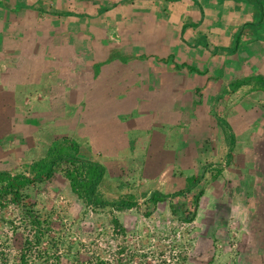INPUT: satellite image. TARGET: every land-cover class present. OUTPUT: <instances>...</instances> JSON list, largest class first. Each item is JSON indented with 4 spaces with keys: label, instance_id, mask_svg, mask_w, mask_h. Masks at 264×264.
<instances>
[{
    "label": "rangeland",
    "instance_id": "obj_1",
    "mask_svg": "<svg viewBox=\"0 0 264 264\" xmlns=\"http://www.w3.org/2000/svg\"><path fill=\"white\" fill-rule=\"evenodd\" d=\"M94 1L44 0L40 3L44 11L25 10L22 16L12 9L17 6L14 0H0V168L24 171V165L44 154L49 138L74 134L81 147L105 165L106 177L113 186L123 184L118 189L101 188L105 196L113 199L131 192L138 205L123 211L91 210L71 191L68 180L58 171L49 180L27 187L23 193L24 203H33L35 211L41 212L51 224L40 245L32 242L25 246L26 240L34 241L35 231L22 216L21 208L13 204L0 208V264H264V90H255L262 96L260 100L248 86L241 91L240 99L231 95L227 85L221 87L223 93L220 92L218 99L213 98L217 91L208 95L209 107L221 113L217 124L233 134L234 153L229 158L225 155V147L218 145L222 140L220 131V139L216 137L212 143L218 147L214 148L215 152L205 142L206 135L195 134L196 144L207 146L214 154L211 155L212 170L205 174L200 184L204 193L192 222L173 216L169 201L145 205L143 194L148 191L171 193L183 187L185 176L192 174L194 162L188 159L191 151H180L179 141L177 153L180 157L175 158V148L165 147L168 145L166 139L159 133L152 134L154 145L149 143L147 136L146 141L142 140L144 147L139 149L140 155L149 149L144 156L130 150V141L138 136L142 138L143 134L137 130L139 123L148 119L139 118L138 104L123 101L120 103L130 110L119 121L120 126L124 123L129 143L102 147L101 152L111 153L108 157L111 159L107 160L97 152V146L104 145L101 141L91 143L88 140L92 137L87 138V129L84 130L76 115L80 107L84 109V90L88 89V82H94L99 76L93 77V64L107 58L114 49L124 55L144 58L141 56L143 38L138 31L152 27L157 14L163 17L175 10L168 8L164 0H104V4ZM192 2L200 17L187 20V24L199 30L203 27L206 33L215 36V44H210L211 51L229 47L226 42L218 49V35L234 38L235 43L238 41L236 49L230 46L229 50V56L233 55L229 65L235 70V78L230 81L251 77L256 82L264 77V15L259 21L261 12L264 14V0H215L211 6L209 0ZM102 4L114 7L102 13ZM205 9L214 10H209V15L205 16ZM58 11L87 15L83 16L85 21L74 16L71 23L70 19L62 18L64 16L57 17ZM94 16L96 18L90 19ZM240 21L249 25L243 34L241 26L244 24L238 33L233 32ZM157 23H160L161 32L167 28L161 21ZM90 29L97 32L89 36ZM105 33L107 39L103 38ZM206 33L194 35L197 45L206 44ZM181 38L182 42L178 38L171 41L186 49V40ZM181 50L172 59L176 64L191 61L201 69V53H197V48L191 52L190 49L188 52ZM139 69L130 71L136 73L130 76L136 82L138 72L142 76L145 73L151 82L158 74L162 78H176L178 92L182 93L179 96L182 106L190 105L192 88L202 87L201 76H194L197 72L175 67V64L163 62L156 73L152 67ZM120 71L121 66L116 69ZM222 73L226 71L219 69L215 77ZM154 87L157 89L155 85L150 89ZM208 87L217 88L214 84ZM199 97L205 102L207 95ZM184 120L185 117H181V121ZM258 122L263 125L260 130H257ZM202 129L208 132L209 124ZM184 140L188 141V147L193 145L191 139ZM95 144L97 150L92 153L87 145ZM198 153L197 159L202 165L204 153L200 150ZM250 156L254 160L251 170L249 164H244ZM219 167L224 174L217 181L208 179ZM248 173L258 177L255 183ZM173 200L186 201L191 208V194Z\"/></svg>",
    "mask_w": 264,
    "mask_h": 264
},
{
    "label": "crops",
    "instance_id": "obj_2",
    "mask_svg": "<svg viewBox=\"0 0 264 264\" xmlns=\"http://www.w3.org/2000/svg\"><path fill=\"white\" fill-rule=\"evenodd\" d=\"M14 1H15L14 4L16 5L17 4L29 5L34 2L36 6L37 5L40 6L39 4L44 2V0H14ZM94 2L95 4L105 3L104 0H95ZM213 2H215V0H209L208 4L211 6ZM166 3L167 5L169 4L168 8L170 9L173 8L175 12L172 13L169 12L170 14L166 13V15H163V17L157 14L158 16H154L152 20V27L150 25L149 27H147V29H140L138 31L140 32L143 38L144 46H143V53L141 54V56H144V58L140 57L141 58L140 59L138 57H135L133 54H129V56H131V59L127 60V62L119 61V59H113L111 61L105 62L106 59H108L112 55V53L121 54L118 50L114 49L110 52L107 58H103L101 61L99 62L97 61L93 64L94 70L96 69L95 66H97V70H98L97 74H95L94 71L93 77L96 75L99 76L94 82H88L89 83L88 89L84 90V99H85L84 109L80 107L76 117L77 120L81 122V125L83 123L84 130L87 129L86 130L87 138H89L90 136L92 137L91 140L90 139L88 140L91 143H95V141L96 142L101 141V143L104 145V146H97L96 144L95 146L87 145L89 149L91 151L92 150L96 151L97 150L96 148L98 147L97 152L100 153L99 155H102L105 159L109 160L111 158L108 157H111V153L107 152L108 154H106V152H101L100 149L102 147H106L114 143H121V144L129 143L128 142L129 137L127 134L128 132H126V128L123 122H122V126H120L121 121H119V118L122 119V115L124 113H127L130 110V107L127 108L123 103L120 102L130 101L131 104L136 103L140 107L139 118L140 116H145L147 117L148 120L147 121L144 120V123H142L141 120V123H139V128L137 130L141 132V135L142 134L143 135L142 138L138 136L133 140L134 141L133 151L138 152L141 147L143 148L144 145H142V140L146 141L147 138L149 143L151 142L154 145V142H152V134L159 133L166 139L165 144L168 145H166L165 147L175 148L176 150L175 152L177 155L174 156L175 158L180 157V154L177 153V151H179L178 149L179 146H177V143L179 141H180L179 144L181 145L180 151L182 150L185 151V149L187 151L188 150L191 151L190 154L188 153V157H189L188 159L191 158L192 161L194 162V164H192L193 166L191 168V172L195 173L197 172L198 169H200L199 166H201L199 165L200 161L197 159V156L199 154L198 150L204 153L203 154L204 159H202L205 160L204 162L208 161L209 163L213 164L211 161L213 159L211 158V155L214 154L213 153L215 152L214 148L217 145L214 146V144L212 143L216 137H218V140L220 139V135H218L219 131L221 132L222 140L221 141L219 140L217 143H219L218 145H222L225 147L226 149L225 155L227 156L228 147L224 140L222 129L217 124L215 115H213L216 113L220 117L221 113L217 111H213L207 104V99H210L208 95L214 94L216 91L217 93L214 94L213 98L218 99L219 96H221L220 92L223 93L221 87L226 86L227 83L231 80V78H235L234 76L235 70H233L234 67L232 65H229V63L233 61V55L229 56L230 53L229 50H231L230 46H233L235 42H234V38L226 37L223 34L218 35L219 37V44H217L218 49L221 47V45H225L226 42L229 43V47L228 48L223 47L221 51L218 52L214 50L211 51L212 47L210 46V44L212 45L215 44V36L210 32L206 33L203 27L200 28L199 30L197 28H191L187 24L188 22L187 20L191 18L194 19L196 18V16L200 17V13L199 12L196 13L197 11L194 9V3L192 2V0H175L171 2L167 1ZM103 4L101 6L105 7ZM239 4L240 5L242 4L241 1H239ZM206 6L207 8H209L208 5ZM25 10L28 9L22 8L18 12H20V14L23 16ZM209 10L212 12L214 9L213 10L205 9V13H206L205 16L209 15ZM105 12L106 10L104 11V13ZM86 15L87 14H79L78 16L84 19ZM74 16L77 15H67V16L60 14L57 15V17L70 19L69 21L71 23L74 21L73 19H71ZM94 18H96V16L90 19H94ZM106 20L107 18H105V21ZM158 20L161 21L163 25L167 26V28H164L162 32L160 31V28H158V25L160 24L157 23ZM82 21H85V19ZM148 22L151 24L150 20H148ZM242 24H244L243 21H240L239 25L235 26V28L233 29V32L235 31V33H237L239 31V27ZM183 25H186V27L183 28ZM246 26L249 27L247 23L241 26L242 34L243 31L246 32L245 31ZM90 31H91L90 33L89 32L87 33L89 36H91L93 32L95 33L97 32V30H91V29ZM174 31L177 33L174 34ZM98 33H101V31H99ZM205 33H206V39H205L206 44L197 45L194 39L195 38L194 35L197 34H198L197 36L205 35ZM181 37H184V39L186 40L185 48L190 49L189 52H191V50L196 51L195 48H197V53H201L200 57L202 59L201 69L197 67L195 62L190 61L189 63H186L194 67L196 66L195 68L199 72L194 73L195 74L194 76L195 77L201 76L200 85L202 84V87L197 86L196 88H192L191 92H189L190 105H184V106H182L181 100L179 98V96H181L182 93L180 94L178 92L176 86L177 85L176 78L174 79L162 78L158 74V77L157 76L154 77L155 81L151 82L148 79L149 77H147L145 73H143L142 76L140 72L137 73L138 76L137 82L136 80L130 78V76L133 74L136 76V73L134 72L130 73L132 69L137 70L138 68H140L141 70H147L152 67L153 69H155V73H156L158 72V69H160V66H162L163 64L162 60L165 61V58H170L172 56L174 58L175 57L174 54L179 53V51H182L181 49H183V51L188 52V49L186 50L184 48H181L182 46H180L179 44H173L174 41L173 40L171 41V39L177 40L178 38L182 42L183 38ZM103 38L107 39L106 33L104 34ZM127 55L128 54H125V56ZM190 56L193 55L191 54ZM155 57H160L162 60L158 62L149 60V59L155 60ZM211 63H213V65H211ZM119 66H121V71L116 72V69L119 68ZM212 67H214L213 71L210 70ZM219 69H222V71L225 70L226 74L222 73L219 76L215 77V72L219 71ZM139 80L140 82H138ZM225 80L226 83H224ZM198 82L199 80L195 83ZM210 84L216 85L217 88L214 89L212 87H208V85ZM152 85L157 86V89H155V87L153 89H150V86ZM161 85L162 86L166 85L167 87L165 86L163 89ZM105 86H109V87H105ZM246 88H247L246 86H242L235 92H232L231 95H234L236 98L240 99L242 93L241 91L243 89L245 90ZM209 90H211L212 92H210ZM250 92H252L253 94L258 93V91L255 90ZM197 94H200L202 96H204V94L207 95V98H205V102L202 101L203 99L199 97L200 95L197 96ZM257 95H258V99L260 100V97L262 96H260L259 94ZM226 112L224 114H226ZM182 115L185 117V120L183 122L181 121V117H183ZM143 124H145V126H143ZM208 124H209V131L207 132L204 131L202 128ZM255 124H257V122ZM262 126L263 125L259 123L257 130H260ZM262 129H264V127H262ZM81 130H83V128H81ZM143 130H145V133L143 132ZM50 131L54 132L52 131V129ZM199 133H202L203 136L206 135L205 142H208L210 144L211 150L213 149L212 153L207 146L205 145L199 146V144H196L194 136L195 134L197 136V134ZM61 136H66V135L63 134ZM72 136L74 137V134ZM257 137L258 135L254 138V141L257 140ZM54 138L55 137L49 138L50 140L49 143ZM187 138L191 139L190 141L193 143V145H190L189 147L187 146L188 141L186 142V140H184ZM174 139L177 142H175ZM254 141L252 140V142ZM130 148H131V141H130L129 149ZM222 148L223 147L219 146V149L222 150ZM93 151L92 153H94ZM147 151H149V149H147ZM147 151H145V154ZM145 154L140 155V153L138 152V155L140 156H144ZM116 155H114V157H116ZM250 157H251L250 159L244 161V164H249L248 168L251 170L252 165H254L253 164L254 160H253V156ZM172 159H173V155H172ZM223 164L225 165L224 162ZM223 174H224V170L222 169L221 173L217 177L213 179L210 175V178L208 179L217 181L218 178L221 177L220 175ZM250 175H251V182L255 183L258 177L254 174H250Z\"/></svg>",
    "mask_w": 264,
    "mask_h": 264
},
{
    "label": "trees",
    "instance_id": "obj_3",
    "mask_svg": "<svg viewBox=\"0 0 264 264\" xmlns=\"http://www.w3.org/2000/svg\"><path fill=\"white\" fill-rule=\"evenodd\" d=\"M165 2H171L175 0H164ZM258 1V0H257ZM257 3V2H256ZM40 5V4H39ZM1 6V3H0ZM111 7L101 8V12L107 11ZM36 9L37 11H44L41 6H36L35 3L29 5L22 4L14 6L12 9L20 11V9ZM54 13V12H52ZM60 15H79L69 11H59ZM263 12H261L260 20L263 18ZM186 25H183L185 28ZM238 33V32H237ZM235 42V41H234ZM238 41L232 46V50L236 49ZM119 61L127 62L131 59V56L121 55L119 53H112V55L106 59L105 62L113 60V55ZM163 61L165 64H175V67H183L189 69L190 72H199L194 66L182 63L176 64L173 56L165 58ZM99 64V63H98ZM97 65V64H96ZM95 74H97V66H95ZM233 84V88L231 85ZM242 86H248L249 91L264 90V77L254 82L251 77H245L242 79H234L227 83V90L229 92H235ZM215 118L220 121L218 114H214ZM218 123V122H217ZM225 127L230 126L228 123H224ZM223 125V124H222ZM224 126V125H223ZM224 140L227 144V157L232 156V150L234 148V137L232 133L225 132L222 128ZM215 135V134H214ZM133 140H131V149L134 150ZM220 165V164H219ZM212 164L204 162L200 169L184 178V185L178 190L171 193H164L160 190H151L143 194L145 205H156L159 202L169 201L171 214L175 217L181 218L184 222H192L196 216V211L199 205L200 197L204 193V189L200 186L205 174L210 171ZM24 171L12 172L9 169L0 168V208L5 209L9 204H13L21 208L22 216L29 220L32 229L35 231L33 234L34 241L26 240L25 246L34 244L40 245L43 242L46 230L51 228L50 221L47 220L42 213H37L34 209L33 203H24L23 193L27 187L36 183H43L49 180L56 172L61 171L65 178L68 180L71 191L77 196V198L84 204L85 207L91 210H99L110 208L112 210L123 211L138 205V200L135 194L126 192L117 196L116 198L109 199L105 196L101 188L106 189H118L123 186H113L112 182L106 177V167L99 160L93 159L89 155V150L82 148L81 144L73 136H60L55 137L47 145L44 154L32 160L30 163L24 165ZM218 169V170H217ZM216 169V173H211V177L214 179L221 173V167ZM121 186V187H120ZM188 194H191V208L187 207L186 201L179 202L180 197L185 198ZM117 224L116 219H114ZM28 247V246H27ZM25 255H22L24 259ZM101 264V262H98Z\"/></svg>",
    "mask_w": 264,
    "mask_h": 264
}]
</instances>
